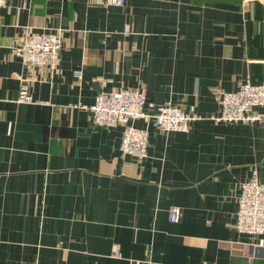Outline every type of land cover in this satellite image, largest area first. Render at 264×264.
Segmentation results:
<instances>
[{
	"label": "crops",
	"instance_id": "1",
	"mask_svg": "<svg viewBox=\"0 0 264 264\" xmlns=\"http://www.w3.org/2000/svg\"><path fill=\"white\" fill-rule=\"evenodd\" d=\"M96 1L0 9V264H264V240L234 226L240 184L264 183V123L138 120V160L120 153L122 127L83 108L135 88L148 108L217 114L222 93L264 82V0ZM43 30L61 34L54 70L13 54Z\"/></svg>",
	"mask_w": 264,
	"mask_h": 264
},
{
	"label": "built area",
	"instance_id": "2",
	"mask_svg": "<svg viewBox=\"0 0 264 264\" xmlns=\"http://www.w3.org/2000/svg\"><path fill=\"white\" fill-rule=\"evenodd\" d=\"M9 0H0V9ZM100 5L119 6L124 0H97ZM61 34L57 30H43L26 35L13 48V54L22 65L56 69L60 63ZM17 102L32 103L25 84H21ZM219 111L215 115L185 112L170 102L148 108L146 98L139 89L124 88L114 93L100 92L93 104L83 108L90 114V122L97 128L122 127L120 153L138 160L147 156V128L134 125L138 120L153 124L164 133H187L198 121L209 120L228 124L264 123V82H247L234 91L224 92L218 99ZM170 221L176 222L177 207L170 209ZM235 229L242 234L258 236L264 240V183L256 175L240 184L235 213Z\"/></svg>",
	"mask_w": 264,
	"mask_h": 264
}]
</instances>
